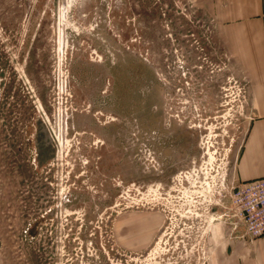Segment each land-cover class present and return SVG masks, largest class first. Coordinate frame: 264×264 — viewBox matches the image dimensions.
Returning <instances> with one entry per match:
<instances>
[{
  "label": "rangeland",
  "instance_id": "1",
  "mask_svg": "<svg viewBox=\"0 0 264 264\" xmlns=\"http://www.w3.org/2000/svg\"><path fill=\"white\" fill-rule=\"evenodd\" d=\"M221 54L181 0H0V264H208L251 122Z\"/></svg>",
  "mask_w": 264,
  "mask_h": 264
},
{
  "label": "crops",
  "instance_id": "2",
  "mask_svg": "<svg viewBox=\"0 0 264 264\" xmlns=\"http://www.w3.org/2000/svg\"><path fill=\"white\" fill-rule=\"evenodd\" d=\"M203 16L209 38L241 82L251 115L237 164L243 182L264 178V0H181ZM208 264H264V238L211 223Z\"/></svg>",
  "mask_w": 264,
  "mask_h": 264
},
{
  "label": "built area",
  "instance_id": "3",
  "mask_svg": "<svg viewBox=\"0 0 264 264\" xmlns=\"http://www.w3.org/2000/svg\"><path fill=\"white\" fill-rule=\"evenodd\" d=\"M223 217L234 230L242 228L251 239L264 238V178L234 187L228 214Z\"/></svg>",
  "mask_w": 264,
  "mask_h": 264
},
{
  "label": "water",
  "instance_id": "4",
  "mask_svg": "<svg viewBox=\"0 0 264 264\" xmlns=\"http://www.w3.org/2000/svg\"><path fill=\"white\" fill-rule=\"evenodd\" d=\"M43 131L45 132V130L43 129ZM48 139V138H47ZM37 145L39 146V143H37Z\"/></svg>",
  "mask_w": 264,
  "mask_h": 264
}]
</instances>
